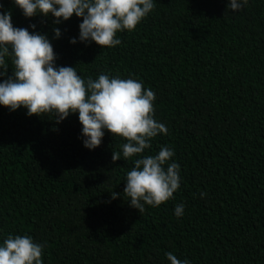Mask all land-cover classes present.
Returning a JSON list of instances; mask_svg holds the SVG:
<instances>
[{
	"label": "trees",
	"instance_id": "obj_1",
	"mask_svg": "<svg viewBox=\"0 0 264 264\" xmlns=\"http://www.w3.org/2000/svg\"><path fill=\"white\" fill-rule=\"evenodd\" d=\"M0 3L14 27L48 37L57 67L154 91V118L168 134L142 155L172 149L181 177L174 198L140 213L123 195L141 158L124 160V138L105 129L101 146L88 149L78 113L57 124L54 113L0 105V246L28 235L43 245V264H171L168 252L189 264H264V0L237 12L230 0H153L135 30L104 49L79 40L80 17L57 25Z\"/></svg>",
	"mask_w": 264,
	"mask_h": 264
},
{
	"label": "clouds",
	"instance_id": "obj_2",
	"mask_svg": "<svg viewBox=\"0 0 264 264\" xmlns=\"http://www.w3.org/2000/svg\"><path fill=\"white\" fill-rule=\"evenodd\" d=\"M28 17L42 14L56 19L55 24L68 21L73 15L82 18L79 25L81 42L94 41L112 48L121 44L117 33L133 31L154 9L153 0H14ZM249 0H230L228 8L237 12L246 7ZM4 5L0 3V9ZM35 29L36 25L30 26ZM56 38L60 29L54 28ZM75 38L71 43L75 44ZM11 58L13 75L8 76ZM57 57L51 41L45 34L30 32L28 28L14 27L12 13L0 12V105L15 111L27 109L29 116L54 113L56 123L71 114L78 113L82 124L83 143L88 149L101 146L105 129L127 142L122 145L124 160L135 156V166L127 172L123 195L129 197L130 206L142 213L145 204L159 207L181 186L180 165L171 162L175 155L168 147H162L156 155H142L151 148L150 141L160 133L168 134L167 127L155 116L156 95L135 79H122L100 74L98 79L86 81L76 67L55 64ZM121 159L114 151L112 160ZM112 192V198H117ZM206 193H201L203 197ZM184 205L175 208L177 217L183 215ZM43 245L28 235H9L0 246V264H43ZM171 264H189L172 252L166 253Z\"/></svg>",
	"mask_w": 264,
	"mask_h": 264
}]
</instances>
